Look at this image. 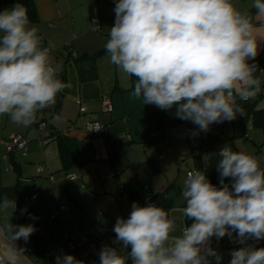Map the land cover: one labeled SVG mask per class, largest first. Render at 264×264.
<instances>
[{
    "label": "clouds",
    "instance_id": "clouds-1",
    "mask_svg": "<svg viewBox=\"0 0 264 264\" xmlns=\"http://www.w3.org/2000/svg\"><path fill=\"white\" fill-rule=\"evenodd\" d=\"M252 7L264 18V0H253ZM114 11L105 49L112 64L136 78L132 96L144 104L175 107L178 118L207 131L213 123L244 115L239 101L260 93L256 73L264 70L249 63L258 54L257 29L252 15L232 0H118ZM66 87L51 49L30 26L25 5L0 11V116L28 127ZM218 156L220 187L203 171L186 175L182 215L190 225L174 235V216L154 203L134 202L129 217L117 218L113 228L116 243L130 252L122 255L121 249L104 246L100 264H220L222 256L211 247V239H233V233L235 242L246 246L230 253L229 264H264V247L246 244L264 239V162L229 145ZM10 208L16 209L15 200L3 197L0 210ZM6 231L0 264H18L24 249L15 242L27 241L35 228L9 224ZM56 259L57 264H84L73 255Z\"/></svg>",
    "mask_w": 264,
    "mask_h": 264
},
{
    "label": "crops",
    "instance_id": "crops-1",
    "mask_svg": "<svg viewBox=\"0 0 264 264\" xmlns=\"http://www.w3.org/2000/svg\"><path fill=\"white\" fill-rule=\"evenodd\" d=\"M32 2L37 20L30 26L38 29L43 46L51 49L58 78L68 87L57 95L54 105L39 111L28 127L12 123L7 115L0 116V203L5 196L16 202L15 210H0V255L8 244L9 224L35 228L27 241L15 242L24 249L18 264H57V257L73 255L66 244L76 230L91 231L104 224L111 228L106 236L97 238L98 250L115 247L126 255L131 249L123 250L116 243L113 228L117 218L129 217L132 204H139L146 191L152 196L166 194L169 216L176 218L174 235H179L187 225L182 215L186 175L201 166L213 167L202 157V131L185 120L148 132L147 114L161 108L132 96L131 77L110 62L105 49L118 0ZM232 2L252 15L260 40L259 56L264 47V18L256 16L253 0ZM10 8L0 0V11ZM92 17L98 20L97 30ZM261 81V91L254 99L259 98L264 109V79ZM103 100H110L112 112L103 110ZM89 120L103 125L102 135H86L84 125ZM40 122L45 123L50 136L44 144L35 130ZM16 134L29 141L24 150L9 152L6 142ZM73 175L76 178L69 180ZM35 187L39 188L37 199L20 208V202L30 198ZM73 229L72 235L68 234ZM235 236L211 239V247L222 256L220 264H229L230 253L238 249ZM261 247L262 239L257 248Z\"/></svg>",
    "mask_w": 264,
    "mask_h": 264
},
{
    "label": "built area",
    "instance_id": "built-area-1",
    "mask_svg": "<svg viewBox=\"0 0 264 264\" xmlns=\"http://www.w3.org/2000/svg\"><path fill=\"white\" fill-rule=\"evenodd\" d=\"M91 22L93 24V29L97 30L99 28L97 18L92 17ZM66 47H68L69 52L72 53L73 50L69 47V45H66ZM261 70H264V69H261ZM261 74H264V72H261ZM102 107L104 111L112 112V104L110 100H103ZM210 127L211 126H209V129ZM96 128H101V129L99 131H96L95 130ZM35 130L37 133V138L43 144L47 142V140L50 139V136H48V133H46V130H45V123L43 122L38 123ZM103 130H104L103 125L95 120H89L84 125V132L90 138H94V137L102 135ZM28 141L29 140L21 134L12 135L9 138V140L6 142L7 150L9 152H13L15 150H24L26 148ZM197 170L201 171L200 168H197ZM75 178L76 176L73 175V176H69L68 179L74 180ZM34 190L35 192L30 198L20 202L19 204L20 208L30 206L31 203L37 199L39 188L35 187ZM150 197H151V193L149 191H146L145 196L142 197V199L139 202V205L146 206L150 200ZM64 208L65 207H62V209ZM110 228L111 226L109 224H104L98 228L92 229L91 231L90 230H85V231L76 230L75 233L73 234V238H71V241L69 242V247L72 253L76 254L78 258L80 259L84 257H88V256H94V258L97 261V264H100V261H99L100 251L97 248L98 242L96 240L97 238L106 236L108 232L110 231ZM260 242L261 240L259 241L248 240L246 244L254 245L255 247H258ZM244 246L246 245L237 244L238 248L244 247Z\"/></svg>",
    "mask_w": 264,
    "mask_h": 264
},
{
    "label": "trees",
    "instance_id": "trees-1",
    "mask_svg": "<svg viewBox=\"0 0 264 264\" xmlns=\"http://www.w3.org/2000/svg\"><path fill=\"white\" fill-rule=\"evenodd\" d=\"M16 3H22L28 9V15H29L30 22H35L37 20V13H36L32 0H5V4L7 6L13 7V5ZM249 63L257 64L258 69H264V47H262V50L259 56H257L255 60L249 61ZM256 75L259 76L261 79H264V75L261 74L260 70L257 71ZM131 80H132V87L134 88L136 78L132 76ZM254 102H251V100L239 101V103L244 109V115L242 116L240 115L235 121H233V124H234V134H233L234 136L233 137L240 136L244 133V122L250 116L254 124L264 128V109H256ZM175 112H176L175 107H173L170 110L157 109V110L150 111L146 116V126L148 129V132L154 133L165 127L167 128V127L177 126V125L185 123V120L178 118L175 115ZM200 169L201 171L206 173L207 178L210 180V182L213 185H216L217 187L221 186L220 185V174L217 171L216 166H213V167H205V166L202 167L201 166ZM225 183H226V180H225ZM141 199L142 197L140 198V200ZM149 203H154L158 207H161L164 210H166L167 212L169 211V205H168V201H167L165 193L156 194L154 196L151 195L150 200L147 204ZM185 220L188 225L192 223V221L187 220L186 218Z\"/></svg>",
    "mask_w": 264,
    "mask_h": 264
},
{
    "label": "rangeland",
    "instance_id": "rangeland-1",
    "mask_svg": "<svg viewBox=\"0 0 264 264\" xmlns=\"http://www.w3.org/2000/svg\"><path fill=\"white\" fill-rule=\"evenodd\" d=\"M259 101V98L251 99V102L255 103L256 109H261L262 107ZM239 116L240 115H237L236 119ZM236 119L232 121H224L222 123H213L210 125V129H208L207 131H202L200 133V136L203 137V143L201 145L203 152L202 157L205 158V156H207L209 164H212V166L217 165L219 160L218 153L220 149L225 145H229L234 151H245L247 153H250L256 156L261 162H264V128L254 124L250 116L244 122V133L240 136L233 137V121H235ZM225 180L226 184H231L230 178H225ZM74 231L75 229H73L68 234L72 235ZM55 235H57V233ZM66 247L67 249L69 248V243L66 244ZM69 250L70 248L68 249V251ZM73 256L77 260L83 261L84 264H97V261L94 259V256H88L82 259L78 258L76 254H73ZM52 264L55 263L53 262Z\"/></svg>",
    "mask_w": 264,
    "mask_h": 264
}]
</instances>
